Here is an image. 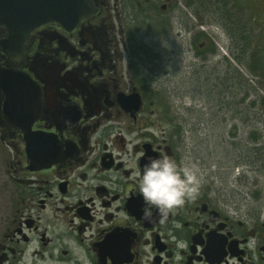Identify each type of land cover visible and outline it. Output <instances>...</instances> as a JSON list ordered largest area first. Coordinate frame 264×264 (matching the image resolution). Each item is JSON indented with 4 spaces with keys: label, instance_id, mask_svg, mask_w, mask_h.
<instances>
[{
    "label": "flooded vegetation",
    "instance_id": "obj_1",
    "mask_svg": "<svg viewBox=\"0 0 264 264\" xmlns=\"http://www.w3.org/2000/svg\"><path fill=\"white\" fill-rule=\"evenodd\" d=\"M92 1L76 26L19 39L0 26V264H264V218L201 188L141 215L146 159L179 162L177 128L161 125L170 105L147 87L141 34L150 21L168 31L179 0ZM190 27L177 35L194 50Z\"/></svg>",
    "mask_w": 264,
    "mask_h": 264
},
{
    "label": "rangeland",
    "instance_id": "obj_2",
    "mask_svg": "<svg viewBox=\"0 0 264 264\" xmlns=\"http://www.w3.org/2000/svg\"><path fill=\"white\" fill-rule=\"evenodd\" d=\"M187 20L194 50L177 35ZM172 22H146L141 34L147 87L171 109L161 125L170 135L176 126L170 142L180 163L198 165L199 188L264 218V0H179Z\"/></svg>",
    "mask_w": 264,
    "mask_h": 264
},
{
    "label": "clouds",
    "instance_id": "obj_3",
    "mask_svg": "<svg viewBox=\"0 0 264 264\" xmlns=\"http://www.w3.org/2000/svg\"><path fill=\"white\" fill-rule=\"evenodd\" d=\"M138 194L143 200L141 215L149 218L153 209L169 210L181 206L199 191L202 174L194 162L180 163L167 155L148 157L138 173ZM177 248L183 240L173 236Z\"/></svg>",
    "mask_w": 264,
    "mask_h": 264
},
{
    "label": "water",
    "instance_id": "obj_4",
    "mask_svg": "<svg viewBox=\"0 0 264 264\" xmlns=\"http://www.w3.org/2000/svg\"><path fill=\"white\" fill-rule=\"evenodd\" d=\"M95 9L92 0H0V26L19 39L48 23L76 26Z\"/></svg>",
    "mask_w": 264,
    "mask_h": 264
},
{
    "label": "trees",
    "instance_id": "obj_5",
    "mask_svg": "<svg viewBox=\"0 0 264 264\" xmlns=\"http://www.w3.org/2000/svg\"><path fill=\"white\" fill-rule=\"evenodd\" d=\"M238 76H240L242 80L247 79V78H245V76L243 77V74L238 75ZM244 99H245V98H244Z\"/></svg>",
    "mask_w": 264,
    "mask_h": 264
}]
</instances>
